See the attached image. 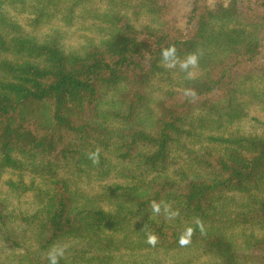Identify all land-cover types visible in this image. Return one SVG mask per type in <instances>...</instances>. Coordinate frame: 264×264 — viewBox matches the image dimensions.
I'll list each match as a JSON object with an SVG mask.
<instances>
[{
    "label": "trees",
    "instance_id": "16d2710c",
    "mask_svg": "<svg viewBox=\"0 0 264 264\" xmlns=\"http://www.w3.org/2000/svg\"><path fill=\"white\" fill-rule=\"evenodd\" d=\"M238 1L185 32L159 0H0V184L38 200L0 199V264H264V67L242 64L264 3ZM8 8L86 34L69 50Z\"/></svg>",
    "mask_w": 264,
    "mask_h": 264
},
{
    "label": "rangeland",
    "instance_id": "374dc122",
    "mask_svg": "<svg viewBox=\"0 0 264 264\" xmlns=\"http://www.w3.org/2000/svg\"><path fill=\"white\" fill-rule=\"evenodd\" d=\"M165 6L164 19L169 21L172 25L177 26L183 31L187 32L194 26L195 17L198 13H209L211 16L216 15L219 7H228L232 0H159ZM93 2L101 5L100 0H93ZM239 4L256 6L259 3H264V0H239ZM7 18L12 21L17 27H19L27 35L36 39H43L45 35H48L52 30H61L65 33L64 44L69 50H77L82 43V35H85L82 30L79 21L76 22L74 27L67 29L66 25L56 20H43L39 24L33 23L35 16L32 14L30 8L20 9H6ZM78 23V24H77ZM85 27V26H84ZM261 42L258 51L252 53L247 61L242 62L246 69L253 70L264 67V34H262ZM251 116H259L261 119V113L253 110L250 113ZM255 122L246 119L242 122L241 128L244 131H253ZM11 178L16 181L15 175L5 174L3 180ZM24 182L26 186H30L31 175H25ZM40 186L38 182L34 183ZM19 192H13L8 189L3 183L0 184V199L6 201L10 210L17 215L31 214L36 210L37 198L34 192H26L25 194H18Z\"/></svg>",
    "mask_w": 264,
    "mask_h": 264
},
{
    "label": "clouds",
    "instance_id": "9594fccd",
    "mask_svg": "<svg viewBox=\"0 0 264 264\" xmlns=\"http://www.w3.org/2000/svg\"><path fill=\"white\" fill-rule=\"evenodd\" d=\"M176 56V50L174 47H170L168 49H165L162 51V58L164 62L168 64L169 67H175L177 60L175 59ZM180 63V67L182 69L187 70L190 66H195L197 64V56L195 54H191L186 57V59ZM98 151L96 153H93L90 159L93 160V162H97L98 160ZM155 207V206H154ZM158 210V208H157ZM50 262L51 264H57V259L55 255L50 254Z\"/></svg>",
    "mask_w": 264,
    "mask_h": 264
}]
</instances>
